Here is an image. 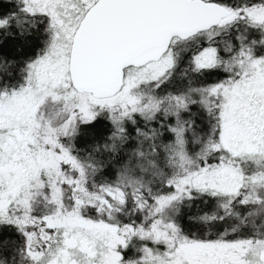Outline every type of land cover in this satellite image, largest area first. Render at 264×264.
Returning <instances> with one entry per match:
<instances>
[{
	"label": "snow or ice",
	"instance_id": "obj_1",
	"mask_svg": "<svg viewBox=\"0 0 264 264\" xmlns=\"http://www.w3.org/2000/svg\"><path fill=\"white\" fill-rule=\"evenodd\" d=\"M0 264H264V0L0 2Z\"/></svg>",
	"mask_w": 264,
	"mask_h": 264
},
{
	"label": "trees",
	"instance_id": "obj_2",
	"mask_svg": "<svg viewBox=\"0 0 264 264\" xmlns=\"http://www.w3.org/2000/svg\"><path fill=\"white\" fill-rule=\"evenodd\" d=\"M0 2H3V0H0Z\"/></svg>",
	"mask_w": 264,
	"mask_h": 264
}]
</instances>
